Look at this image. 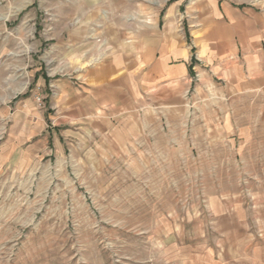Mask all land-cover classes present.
Instances as JSON below:
<instances>
[{
  "label": "crops",
  "instance_id": "obj_1",
  "mask_svg": "<svg viewBox=\"0 0 264 264\" xmlns=\"http://www.w3.org/2000/svg\"><path fill=\"white\" fill-rule=\"evenodd\" d=\"M58 2L34 69L45 109L18 99L22 121L104 141L97 155L192 156L210 173L207 206L156 216L184 222L149 264H264V0L156 1L139 27L115 0Z\"/></svg>",
  "mask_w": 264,
  "mask_h": 264
},
{
  "label": "rangeland",
  "instance_id": "obj_2",
  "mask_svg": "<svg viewBox=\"0 0 264 264\" xmlns=\"http://www.w3.org/2000/svg\"><path fill=\"white\" fill-rule=\"evenodd\" d=\"M58 1L0 0V264L163 263V244L173 243L166 229H180L182 213L207 206L210 173L195 171L192 156L97 155L104 141L57 140L46 123L18 113L24 96L45 109L40 90L32 96L34 69L51 14L66 10ZM156 1L165 0L115 4L125 25L139 27ZM173 210L180 218H156Z\"/></svg>",
  "mask_w": 264,
  "mask_h": 264
}]
</instances>
